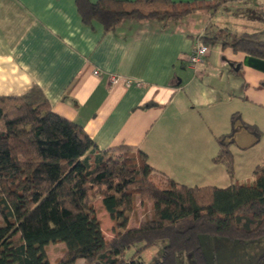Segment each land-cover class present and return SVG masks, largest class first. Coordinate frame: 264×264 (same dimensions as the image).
Returning a JSON list of instances; mask_svg holds the SVG:
<instances>
[{
	"label": "trees",
	"instance_id": "1",
	"mask_svg": "<svg viewBox=\"0 0 264 264\" xmlns=\"http://www.w3.org/2000/svg\"><path fill=\"white\" fill-rule=\"evenodd\" d=\"M225 2L75 0L81 20L97 21L105 31L123 19L167 24L194 14L213 15ZM201 38L205 44L222 39V45L245 52L247 62L264 71V29L233 35L218 28L213 36ZM260 84L264 87V79ZM239 128L259 141L261 130L235 112L230 130L215 137L217 153L212 158L232 179L231 146ZM115 152L121 153L117 167ZM154 171L140 150H98L81 125L51 110L37 86L19 96H0V264H51L45 248L59 242L65 244L64 254L55 264H75L78 259L144 264L141 252L158 240L166 243L155 264H176L181 256L190 263V256L182 253L193 256L190 264H209L204 245L210 239H221L225 249L239 251L264 237V160L255 166L250 183L226 187L187 186L163 175L166 184L160 188L151 180ZM98 196L112 221L110 240L91 204ZM136 198L142 206L149 203V215L130 228ZM136 244L141 246L125 257ZM247 264H264V252Z\"/></svg>",
	"mask_w": 264,
	"mask_h": 264
},
{
	"label": "crops",
	"instance_id": "2",
	"mask_svg": "<svg viewBox=\"0 0 264 264\" xmlns=\"http://www.w3.org/2000/svg\"><path fill=\"white\" fill-rule=\"evenodd\" d=\"M218 28L233 35L263 30L264 0H226L213 15L167 24L123 19L109 31L97 21L85 24L75 0H0V96L37 86L51 110L81 125L98 150L142 151L160 188L163 175L208 186V168L217 164L212 143L230 130V116L239 112L244 122L264 126V71L245 52L221 39L206 44L203 62H187L201 37ZM110 76L119 79L111 83ZM243 131L234 135V163L239 150L259 142L243 145Z\"/></svg>",
	"mask_w": 264,
	"mask_h": 264
},
{
	"label": "rangeland",
	"instance_id": "3",
	"mask_svg": "<svg viewBox=\"0 0 264 264\" xmlns=\"http://www.w3.org/2000/svg\"><path fill=\"white\" fill-rule=\"evenodd\" d=\"M260 140L253 148H244L241 151L239 150L237 154H235V163H234V175L233 179L228 176L226 173L225 167L220 165H213L208 168L211 173L210 179L211 183L208 186H217V187H226L230 185L232 182L237 183H250L254 178V168L256 164H260L264 160V126L261 127ZM244 138H241L243 141V145H248L253 141L254 136L246 131H243ZM217 148V144L215 142V138L212 143L211 153H215ZM236 153V152H235ZM113 158L115 159V167L119 165V159L121 157L120 152L113 153ZM212 161V160H211ZM213 164V161L211 162ZM208 166V165H207ZM207 169V168H206ZM207 170V171H208ZM176 174L183 170H173ZM152 178V175H151ZM232 179V180H231ZM206 180V179H205ZM166 184V183H165ZM94 212L100 222V227L102 233L106 240H110L113 236L112 234V221L109 218L108 213L104 210L101 197L98 196L91 201ZM136 210L131 215L128 225L137 224L140 219L143 220L149 215V203L145 205H141L138 198H136ZM1 225V224H0ZM212 241H208L206 245H204V252L209 264H247L254 257L259 256L264 252V237L255 240L249 241L246 244L239 247V251H234L233 247H227L225 249L223 247L222 240L213 238L210 239ZM165 240L156 241L151 247L144 249L140 256L144 261V264H155L161 256L162 247L165 244ZM209 243L211 245H209ZM236 243V242H234ZM141 244H136L133 247H130L125 252V257H130L137 248H139ZM65 244L63 242H59L57 244H49L45 248L47 260L51 264H55L64 254ZM222 252V253H221ZM235 252V253H234ZM181 255L190 256L191 262L193 261V256L190 253H182ZM190 262V263H191ZM187 259L183 260L182 256L179 257L176 261V264H190ZM75 264H90L85 262L83 259H78ZM94 264V263H91Z\"/></svg>",
	"mask_w": 264,
	"mask_h": 264
},
{
	"label": "built area",
	"instance_id": "4",
	"mask_svg": "<svg viewBox=\"0 0 264 264\" xmlns=\"http://www.w3.org/2000/svg\"><path fill=\"white\" fill-rule=\"evenodd\" d=\"M208 46L204 42H199L196 43L195 46L193 47L192 51L188 55L187 62L190 66L195 67L197 64L203 62L205 57L208 54ZM93 73L95 75L99 74L98 70H94ZM119 79L118 76H110L109 80L111 83L117 82ZM126 83H130V80H126ZM138 83V82H136Z\"/></svg>",
	"mask_w": 264,
	"mask_h": 264
}]
</instances>
